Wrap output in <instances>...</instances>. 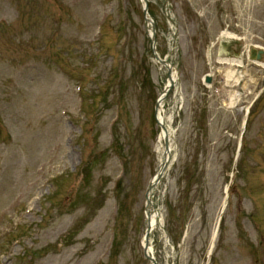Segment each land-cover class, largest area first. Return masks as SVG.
Here are the masks:
<instances>
[{
	"label": "rangeland",
	"instance_id": "rangeland-1",
	"mask_svg": "<svg viewBox=\"0 0 264 264\" xmlns=\"http://www.w3.org/2000/svg\"><path fill=\"white\" fill-rule=\"evenodd\" d=\"M162 1L148 0L157 49L182 94L162 109L173 150L153 192L154 257L264 264V69L249 68L263 94L241 138L243 108L225 103L241 88L225 84L211 48L233 22L246 38L234 52L264 46V0H167L176 28ZM166 84L140 0H0V264H149L143 197L160 164L154 104Z\"/></svg>",
	"mask_w": 264,
	"mask_h": 264
},
{
	"label": "bare ground",
	"instance_id": "bare-ground-1",
	"mask_svg": "<svg viewBox=\"0 0 264 264\" xmlns=\"http://www.w3.org/2000/svg\"><path fill=\"white\" fill-rule=\"evenodd\" d=\"M225 40L226 41H229V40H234V39H237V37H235L233 34H229L227 33V35L225 36ZM230 62V61H229ZM233 64V62H232ZM241 64V63H240ZM230 80H233V83L235 85H237L240 81V78H234V72L233 70H227V75H226V83L230 82ZM247 84H244L243 88H246ZM248 100V96H245L244 98H241L239 95L238 96H235V97H232L231 100H230V104L231 105H234V103H236L237 101H247ZM161 120V118H160ZM161 139H162V136H161ZM152 220L154 221V218H152ZM155 224L157 223V221L154 222ZM151 226L153 227V224L151 222Z\"/></svg>",
	"mask_w": 264,
	"mask_h": 264
}]
</instances>
